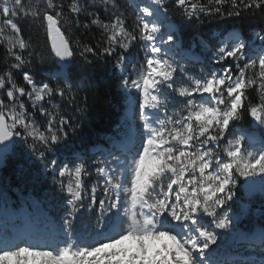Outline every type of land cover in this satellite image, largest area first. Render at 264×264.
Here are the masks:
<instances>
[{"label": "snow or ice", "instance_id": "1", "mask_svg": "<svg viewBox=\"0 0 264 264\" xmlns=\"http://www.w3.org/2000/svg\"><path fill=\"white\" fill-rule=\"evenodd\" d=\"M229 18L259 20V44L233 30L201 41L203 60L177 58V22ZM94 61L125 109L89 155L71 142ZM45 62L59 72L38 79ZM248 117L250 134L237 127ZM25 149L62 215L47 231H0V264H218L228 239L264 254V218L255 231L233 212L240 187L264 193V0H0V163Z\"/></svg>", "mask_w": 264, "mask_h": 264}, {"label": "trees", "instance_id": "2", "mask_svg": "<svg viewBox=\"0 0 264 264\" xmlns=\"http://www.w3.org/2000/svg\"><path fill=\"white\" fill-rule=\"evenodd\" d=\"M259 20L249 19H236L229 18L226 21H214L211 24L205 23L203 25L194 26H179V34L182 38V43L187 46L190 42L195 41L197 36H201L207 40H210V33L213 29H219L221 31L228 28H238L245 38H251V30H258L257 25ZM78 34V33H77ZM35 39L36 33L32 32ZM211 41V40H210ZM58 66L52 62H45L43 64H36L33 68V72L37 77H41V72L47 69ZM74 74L80 73L74 67ZM85 80L82 86L86 87V92H82L81 96L87 94L89 97L90 109L83 122V132L73 141L74 144H78V140H85V142L97 141L102 138L104 134L109 130L111 123L116 117L114 107L120 104L121 94L116 87L115 75L110 65H106L101 61H94L83 73ZM22 78V77H21ZM248 126H251V118L248 117L244 120ZM15 164V159L8 156L4 162L3 167L0 168V179L2 176L11 173ZM0 196L4 199L15 204L12 200V196L9 191L2 188L0 184Z\"/></svg>", "mask_w": 264, "mask_h": 264}, {"label": "bare ground", "instance_id": "3", "mask_svg": "<svg viewBox=\"0 0 264 264\" xmlns=\"http://www.w3.org/2000/svg\"><path fill=\"white\" fill-rule=\"evenodd\" d=\"M177 26V35L179 37V40H178V44H179V48L177 49V58L179 59L181 56L183 55H192V54H195V55H198L200 57V55L204 54V49L201 50H191V48L189 47H195L193 44H191L188 48H182L181 47V37L179 35V27L178 25ZM234 29H231V30H225L223 32V35L224 36H227V35H230L231 32L233 31ZM237 31V30H235ZM239 32V31H238ZM221 31L220 30H214L212 33H211V36H213L214 38H223L221 36ZM201 47H202V44H201ZM202 52V53H201ZM201 58V57H200ZM203 60V59H201ZM194 63V62H193ZM111 68V66H110ZM112 69V68H111ZM196 71H199V67L197 66V68L195 69ZM59 72V67H53L51 69H47V70H44L41 72V77L42 78H51V77H54L55 74H57ZM120 90V89H119ZM121 92V95H122V100H121V103H120V106L118 107H115V111L117 112V117L116 119L113 121L112 125H111V128H110V131L105 134L102 139L98 142H93V143H90L86 146H81V147H72L71 150H74V151H82L83 148H87L88 150V154L91 155L93 150H94V147L96 145H105L106 146V142L104 140V137L108 136V135H112L114 130L116 129V125L117 123L119 122V119L120 117L122 116L123 112H124V109H125V103H124V99H123V92L122 90H120ZM238 128H240V130L246 134H250L253 129H251L250 127H248L244 121L239 123L237 125ZM71 150H66V151H71ZM27 149L24 150V154H21L19 152H14V157L16 159H24V158H28L29 156L27 155ZM58 155H60L58 153ZM61 158H63V156H61ZM37 173H43V169H42V166L40 164V161L37 160ZM15 176H16V164L12 170L11 173H9L8 175H6L4 178H3V185L4 187L6 188H13V182H14V179H15ZM45 188H48V190H52V186L50 184V178L48 181H44V189ZM40 190V189H39ZM39 190H36V189H32V193H25L26 195H29V196H37L36 193L37 191ZM240 195V189H239V192H238V197ZM33 201L37 202L36 199H33ZM250 206V200L249 199H246V198H243V197H239V200L237 202L236 205L233 206V212L237 213V214H240L241 213V208H249ZM49 211H52L53 212V207H50V210H48L47 212ZM23 212V211H22ZM56 213V212H55ZM263 213H264V203H263ZM58 215H62V213H57ZM27 228L26 229H32L33 226L32 224H28L27 223ZM36 227V226H35ZM241 227L244 228V219L242 220V223H241ZM37 228V227H36ZM259 228H260V225H256L253 227V229L255 231H259ZM231 240V239H230ZM232 243L234 245H236V242L231 240ZM226 245H228V240L225 241ZM226 245L222 244V246L220 247V251H218V257H221L222 259H220V263L219 264H224L223 262V258L225 257V255L232 250L233 246L231 247H226ZM215 257V256H214Z\"/></svg>", "mask_w": 264, "mask_h": 264}, {"label": "built area", "instance_id": "4", "mask_svg": "<svg viewBox=\"0 0 264 264\" xmlns=\"http://www.w3.org/2000/svg\"><path fill=\"white\" fill-rule=\"evenodd\" d=\"M191 50H197L195 47H189ZM202 47L198 50L202 51ZM48 79V78H43ZM253 129V128H251ZM254 130V129H253ZM14 156V153H13ZM16 176L14 179L13 189L15 191L21 192L25 195V193H32V189H40V191H51L44 189V179L42 173H37V159L35 157H28L24 159H16ZM260 177H256L258 179ZM239 197H243L240 193ZM247 199V198H246ZM263 203H264V193L259 191L256 196H253L250 199L249 208H243L244 212V228L247 229L249 227L248 219L249 217H258L260 215H264L263 213ZM242 211V208H241ZM253 228V227H252ZM235 246L230 239H228V245L226 247Z\"/></svg>", "mask_w": 264, "mask_h": 264}, {"label": "rangeland", "instance_id": "5", "mask_svg": "<svg viewBox=\"0 0 264 264\" xmlns=\"http://www.w3.org/2000/svg\"><path fill=\"white\" fill-rule=\"evenodd\" d=\"M216 39V38H215ZM217 40V39H216ZM250 40L253 41L254 45H258L259 44V41L255 39V37L253 36V31L251 33V38ZM201 41V39H200ZM205 55L207 54L205 51H204ZM204 55V56H205ZM46 190H48V188H45ZM34 190V189H33ZM36 190H39V189H36ZM37 196H28L32 199H36L37 202H38V212L40 211L41 214H42V217L45 215V216H49V218L47 220L44 221H41L40 223H37V225H44L45 223H49V226L53 225V223H55V225L57 226L59 224V216L57 213L55 212H52L50 211L49 214H47V211L50 210V207H52V198H51V195H50V191H37L36 193ZM5 201L0 199V211L2 209V203H4ZM26 205V204H25ZM12 206V205H10ZM78 228L80 229H83L84 228V223L81 222L80 224H78Z\"/></svg>", "mask_w": 264, "mask_h": 264}, {"label": "water", "instance_id": "6", "mask_svg": "<svg viewBox=\"0 0 264 264\" xmlns=\"http://www.w3.org/2000/svg\"><path fill=\"white\" fill-rule=\"evenodd\" d=\"M252 126L255 128V124H254L253 121H252ZM4 162H5V161H4ZM4 162L0 163V168L3 167ZM242 188H243V187H242ZM259 189H260V188H259V184H258V183H257L256 187H255L254 189H252L250 192H249L247 189L243 188L244 192H245L247 195L254 194V193H256Z\"/></svg>", "mask_w": 264, "mask_h": 264}]
</instances>
